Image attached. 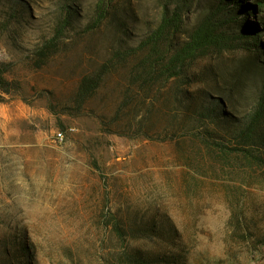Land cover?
Returning a JSON list of instances; mask_svg holds the SVG:
<instances>
[{"label": "rangeland", "instance_id": "obj_1", "mask_svg": "<svg viewBox=\"0 0 264 264\" xmlns=\"http://www.w3.org/2000/svg\"><path fill=\"white\" fill-rule=\"evenodd\" d=\"M207 17L227 46L168 78ZM0 66V264H264V146L233 151L264 110V0H0Z\"/></svg>", "mask_w": 264, "mask_h": 264}, {"label": "trees", "instance_id": "obj_2", "mask_svg": "<svg viewBox=\"0 0 264 264\" xmlns=\"http://www.w3.org/2000/svg\"><path fill=\"white\" fill-rule=\"evenodd\" d=\"M100 19V17L98 18ZM100 20H98L99 23ZM179 17L176 13L169 15V12L165 10L162 15L160 24L143 42H141L139 49H148L150 54H154L158 49V43L163 40H167L171 33H174L178 29ZM226 36L221 31H218L217 26L213 23L210 17L202 20L188 35L187 40H185L175 51L168 57V59L163 63V73L167 74L168 78L177 76L180 67H183L188 62L194 60L195 58L202 55L208 48H224L226 47ZM165 60V59H164ZM145 62V61H143ZM156 63L153 64V66ZM144 67V63H142ZM153 68V67H152ZM5 68L0 66V91L3 93H8L10 91V84L4 78ZM90 83H94L90 92L97 86V81H91L89 78H85L81 84V90L85 93L88 91V86ZM264 118V110L262 106H258L248 118L244 124L235 131L234 139L237 145L240 147H233V151L241 152L244 157L253 156L252 149H260V146H264V141L262 136L259 134L260 121ZM259 143V144H258ZM254 158L258 159L260 162L263 159L260 157Z\"/></svg>", "mask_w": 264, "mask_h": 264}, {"label": "built area", "instance_id": "obj_3", "mask_svg": "<svg viewBox=\"0 0 264 264\" xmlns=\"http://www.w3.org/2000/svg\"><path fill=\"white\" fill-rule=\"evenodd\" d=\"M56 136L59 141L63 140V135L60 132L56 133Z\"/></svg>", "mask_w": 264, "mask_h": 264}]
</instances>
